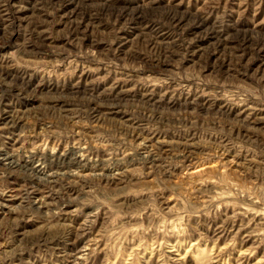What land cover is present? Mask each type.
I'll return each mask as SVG.
<instances>
[{"label":"rangeland","instance_id":"374dc122","mask_svg":"<svg viewBox=\"0 0 264 264\" xmlns=\"http://www.w3.org/2000/svg\"><path fill=\"white\" fill-rule=\"evenodd\" d=\"M0 264H264V0H0Z\"/></svg>","mask_w":264,"mask_h":264},{"label":"bare ground","instance_id":"6f19581e","mask_svg":"<svg viewBox=\"0 0 264 264\" xmlns=\"http://www.w3.org/2000/svg\"><path fill=\"white\" fill-rule=\"evenodd\" d=\"M123 12V11H122ZM122 12H121V15H122ZM172 19H175L174 18V16L171 18V21L173 22V24H180L181 23V21H179V20H172ZM170 21V22H171ZM198 24V23H197ZM201 24V23H200ZM191 25V24H190ZM194 25V24H193ZM188 28H190V27H188ZM187 28V29H188ZM194 28H201V25H197V27H194ZM202 31H204V34L203 33H201L200 35L202 36L201 38H203V40H206V39H212L213 38V36H212V34L208 31V30H202ZM244 34H246V33H244ZM214 35V34H213ZM243 36V35H242ZM70 38V37H69ZM75 38V37H74ZM73 39V38H72ZM223 42V41H222ZM235 43V42H234ZM215 44H217V45H221V41H216V43ZM147 45L150 47V46H153V45H155L154 43H148L147 42ZM238 47V46H237ZM154 49V48H153ZM120 53V52H119ZM154 58V57H153ZM156 62H157V60H156ZM2 79V78H1ZM3 82H5V81H3ZM4 84V83H3ZM9 86H11V85H9ZM79 96V95H78ZM77 96V97H78ZM76 99V98H75ZM89 99H90V97H89ZM88 100V99H87ZM91 100V99H90ZM118 101V100H117ZM115 102V101H114ZM62 103V102H61ZM75 104V103H74ZM145 104V103H144ZM62 105V104H61ZM187 106V105H186ZM185 106V107H186ZM71 107H73V106H71ZM70 107V108H71ZM116 107V106H115ZM191 107V106H190ZM68 108V107H67ZM66 108V109H67ZM193 108V107H192ZM196 108V107H195ZM63 109V108H62ZM65 109V108H64ZM148 109V108H147ZM90 112V111H89ZM154 112V111H153ZM9 114V113H8ZM93 114H95V113H93ZM154 114V113H153ZM98 115V114H97ZM96 117V116H95ZM96 121V120H95ZM73 122V121H72ZM135 130V129H134ZM141 131H143V130H141ZM135 133V132H134ZM134 133H133V135H134ZM140 134V133H139ZM142 134V133H141ZM133 135L131 136V139L133 140ZM138 135V134H137ZM148 135V134H147ZM128 137H129V134H128ZM145 137V136H144ZM147 137V136H146ZM142 138V137H141ZM140 138V139H141ZM135 139V138H134ZM139 139V138H138ZM140 141H142V140H140ZM133 142V141H132ZM136 143V142H135ZM137 143H139V142H137ZM141 143V142H140ZM152 143V142H151ZM151 143H150V145H151ZM145 144V143H144ZM140 145V144H139ZM147 145V144H146ZM79 148V147H78ZM153 149L152 147H149V149ZM184 148V147H183ZM185 149V148H184ZM184 149H182V150H184ZM156 150V149H155ZM63 151V150H62ZM68 151V150H67ZM67 151H65V152H67ZM74 151V150H73ZM146 151V150H145ZM64 152V153H65ZM141 152V151H140ZM2 153V152H1ZM76 153V152H75ZM149 153H150V151H149ZM144 154V153H143ZM146 154V153H145ZM144 154V155H145ZM155 154H157V153H155ZM7 155V154H6ZM67 155V154H66ZM141 155H142V153H141ZM150 155H151V153H150ZM161 155V154H160ZM166 155V154H165ZM231 155V154H230ZM31 156V155H30ZM83 156V155H82ZM143 156V155H142ZM5 157V156H4ZM8 157V156H7ZM59 157V156H58ZM74 157V156H73ZM139 157V156H138ZM152 157V156H151ZM157 157H159L158 155H157ZM163 157V156H162ZM3 158V157H2ZM12 158V157H11ZM142 158V157H141ZM149 158V157H148ZM80 159V158H79ZM77 160V159H76ZM146 160H148V159H146ZM9 161V160H8ZM85 161H87V160H85ZM152 161H155V160H153V158H152ZM7 162V161H6ZM10 162H12V161H10ZM86 163V162H85ZM144 163V162H143ZM12 164H13V162H12ZM7 165V164H6ZM15 166V165H14ZM16 167H17V165H16ZM13 168V167H12ZM14 169V168H13ZM17 172V171H16ZM38 173V172H37ZM63 173V172H62ZM65 173V172H64ZM63 173V174H64ZM67 173V172H66ZM74 173V172H73ZM26 174V173H25ZM32 174V173H31ZM46 174V173H45ZM22 175H24V174H22ZM39 175V174H38ZM42 175V174H41ZM44 175V174H43ZM52 175V174H51ZM66 175H68V174H66ZM72 175V174H71ZM118 175V174H117ZM32 176V175H31ZM45 176V175H44ZM87 176V175H86ZM92 176V175H91ZM97 176V175H96ZM56 177V176H55ZM94 177V176H93ZM99 177V176H98ZM116 177V176H115ZM121 177V176H120ZM119 177V178H120ZM33 178V177H32ZM47 178V177H46ZM62 178V177H61ZM97 178V177H96ZM104 178V177H103ZM39 179V178H38ZM50 179V178H49ZM55 179V178H54ZM40 180V179H39ZM48 180V179H47ZM115 180V179H114ZM50 181H51V179H50ZM116 181H118L117 179H116ZM43 182V181H42ZM46 183V182H45ZM108 183V182H107ZM55 184V183H54ZM70 186V185H69ZM32 188H34V187H32ZM35 189V188H34ZM66 190V189H65ZM32 191V190H31ZM34 192V191H33ZM68 192V191H67ZM68 194V193H67ZM29 202H31L30 200H29ZM29 206H30V204H29ZM28 206V207H29Z\"/></svg>","mask_w":264,"mask_h":264}]
</instances>
